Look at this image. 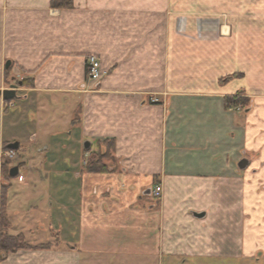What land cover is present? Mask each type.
Masks as SVG:
<instances>
[{
  "label": "crops",
  "instance_id": "crops-1",
  "mask_svg": "<svg viewBox=\"0 0 264 264\" xmlns=\"http://www.w3.org/2000/svg\"><path fill=\"white\" fill-rule=\"evenodd\" d=\"M50 2L0 0V146L25 157L8 233L50 244L0 264H264V1ZM8 70L33 86L4 105ZM105 141L114 161L88 172Z\"/></svg>",
  "mask_w": 264,
  "mask_h": 264
},
{
  "label": "trees",
  "instance_id": "trees-1",
  "mask_svg": "<svg viewBox=\"0 0 264 264\" xmlns=\"http://www.w3.org/2000/svg\"><path fill=\"white\" fill-rule=\"evenodd\" d=\"M72 0H51L50 7L57 10H68L72 8ZM30 79V78H29ZM26 79L21 81V87L31 88L33 83L31 80ZM6 102V101H5ZM10 102V101H9ZM240 100L236 97L225 98L224 103L227 108L236 106ZM77 116L73 119V124L77 123ZM9 145V144H8ZM5 144V148L8 146ZM104 151L91 154L86 161V169L88 172L102 173L106 172L109 162L114 161L113 151L114 143L112 141L103 142ZM8 149V148H7ZM10 170L7 171L5 176L7 179H11L9 175ZM2 197L0 196V260L3 259L9 253H15L20 250H35V249H48L50 247L49 243L39 244L36 246L29 245L25 243L21 236H11L8 233L10 227L9 217L7 213V187L4 186Z\"/></svg>",
  "mask_w": 264,
  "mask_h": 264
},
{
  "label": "rangeland",
  "instance_id": "rangeland-1",
  "mask_svg": "<svg viewBox=\"0 0 264 264\" xmlns=\"http://www.w3.org/2000/svg\"><path fill=\"white\" fill-rule=\"evenodd\" d=\"M262 1H264V0H262ZM10 75H11L10 70H8V72H6V74H5L4 82L6 81V86L7 85L9 86L10 84H12V86H10L8 89H5V90L14 89L16 94L19 91H21V92L24 91L25 87H21L20 83L22 80H26L29 78L28 77H22V76L21 77L16 76V77H13L12 80H10L9 79ZM29 80H31L33 83V79L30 78ZM15 100H17V99H13L10 102L4 101V105H9V104L15 102ZM5 144L8 145L9 143H2V145L0 146V196L1 197H2V192H3L2 187L4 186L5 188L7 187V189H8L9 186L11 185V181L13 179H17V177L19 178V176L21 177V175H19V176H16L15 178H11L9 180L5 176V174H7V171L10 170L11 168L15 167V166H17L19 169H21L25 165V157H23L21 155V152H19V150H9V149L5 148ZM11 152H13V155H11ZM96 153H98V152H96ZM85 161H87V159ZM83 165L86 166V163L84 162ZM18 180L20 181V178ZM14 184H16V183H14ZM48 191H51L48 186H46L45 192L40 191V190L36 191L37 198L41 199L40 196H45L44 198L46 199L48 194L50 193ZM51 194H52V192H51ZM64 197L67 198V194H65ZM51 199H52V196H51ZM38 210H40V208ZM30 214H32V213H30ZM44 215L49 216L51 218V213L47 215L44 212V214L41 216H44ZM31 241H32V239H31ZM87 257H89V258L82 260V264H157V262H155L152 259H148V257L141 258V257H125V256H104V255H93V256H87ZM175 264H179V263L175 262ZM221 264H229V263L223 262Z\"/></svg>",
  "mask_w": 264,
  "mask_h": 264
},
{
  "label": "built area",
  "instance_id": "built-area-1",
  "mask_svg": "<svg viewBox=\"0 0 264 264\" xmlns=\"http://www.w3.org/2000/svg\"><path fill=\"white\" fill-rule=\"evenodd\" d=\"M104 75L103 70L101 69L100 61L94 55H90L86 58V77L88 81L99 82V80ZM153 103H157V99L151 100ZM13 155V152H11ZM162 190L160 185H156L152 191V196L155 199H159L161 196Z\"/></svg>",
  "mask_w": 264,
  "mask_h": 264
},
{
  "label": "water",
  "instance_id": "water-1",
  "mask_svg": "<svg viewBox=\"0 0 264 264\" xmlns=\"http://www.w3.org/2000/svg\"><path fill=\"white\" fill-rule=\"evenodd\" d=\"M10 66V63H6V68H8ZM1 96H2V99L6 102H9L13 99H17V96H16V93H15V90L14 89H9V90H4L1 92ZM89 144L86 143L85 146L87 147ZM7 148L9 150H16L18 148V144L17 143H14V144H9L7 146ZM246 165V161L245 160H242L238 166L239 168H244ZM18 174V167L15 166L13 168L10 169V172H9V175L11 178H15Z\"/></svg>",
  "mask_w": 264,
  "mask_h": 264
}]
</instances>
